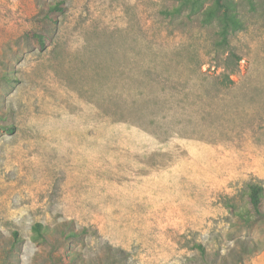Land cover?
Instances as JSON below:
<instances>
[{
    "label": "rangeland",
    "instance_id": "rangeland-1",
    "mask_svg": "<svg viewBox=\"0 0 264 264\" xmlns=\"http://www.w3.org/2000/svg\"><path fill=\"white\" fill-rule=\"evenodd\" d=\"M176 2L0 0V264H264V0L234 73Z\"/></svg>",
    "mask_w": 264,
    "mask_h": 264
},
{
    "label": "trees",
    "instance_id": "trees-1",
    "mask_svg": "<svg viewBox=\"0 0 264 264\" xmlns=\"http://www.w3.org/2000/svg\"><path fill=\"white\" fill-rule=\"evenodd\" d=\"M253 2V0H249ZM52 10L62 11L59 3L51 7ZM161 13L170 19L186 17L193 20L194 17H200V22L204 26H216V36L213 42L214 50L221 54L223 68L234 73L236 67L240 64L241 57L234 50L231 39L244 28L237 0H177L171 8L161 10ZM41 48L46 47L44 35L34 33ZM228 80H232L230 76ZM11 131L13 129L9 128ZM247 197L255 212L260 213L264 206V185L260 182H250L247 189ZM244 222H250L255 215H238ZM32 240L35 242H44L47 240L46 233L51 230L49 225L42 222H35L32 227ZM17 235V232L14 233ZM17 240V239H15ZM201 249V244L197 245ZM204 250V249H203Z\"/></svg>",
    "mask_w": 264,
    "mask_h": 264
}]
</instances>
